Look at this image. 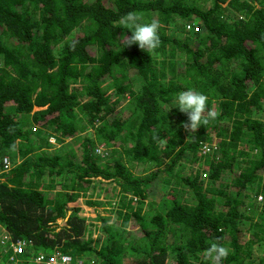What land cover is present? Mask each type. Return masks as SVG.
Masks as SVG:
<instances>
[{
    "label": "trees",
    "instance_id": "obj_1",
    "mask_svg": "<svg viewBox=\"0 0 264 264\" xmlns=\"http://www.w3.org/2000/svg\"><path fill=\"white\" fill-rule=\"evenodd\" d=\"M209 1L0 0V222L26 258L203 264L218 242L223 264H264V0ZM130 11L160 21L154 52L123 46ZM188 88L218 113L196 132L174 102ZM95 180L116 187L109 203L86 196Z\"/></svg>",
    "mask_w": 264,
    "mask_h": 264
},
{
    "label": "clouds",
    "instance_id": "obj_2",
    "mask_svg": "<svg viewBox=\"0 0 264 264\" xmlns=\"http://www.w3.org/2000/svg\"><path fill=\"white\" fill-rule=\"evenodd\" d=\"M120 23L131 32V35H123V46L136 44L147 53L154 52L160 46V21L157 18L153 17L148 21H143L139 13L130 11L120 18ZM207 99L205 94L193 88L177 93L174 101L175 107H178L181 113L186 114L188 122H182V124L190 132H196L198 127L209 124L218 115L217 112L207 107ZM228 255L227 247L218 242H212L203 252V264H223V260Z\"/></svg>",
    "mask_w": 264,
    "mask_h": 264
},
{
    "label": "built area",
    "instance_id": "obj_3",
    "mask_svg": "<svg viewBox=\"0 0 264 264\" xmlns=\"http://www.w3.org/2000/svg\"><path fill=\"white\" fill-rule=\"evenodd\" d=\"M51 141L54 140L53 137L50 138ZM210 147H206V151H209ZM97 152L103 156L106 152L99 148ZM10 164L5 159L2 163L0 173L2 171L8 170ZM258 200H261L259 195ZM0 264H71L72 258L68 253H64L58 250H53L51 252L42 251L30 258H26V250L29 247V243L22 238L13 237L6 226L0 222ZM78 264L81 261L77 262Z\"/></svg>",
    "mask_w": 264,
    "mask_h": 264
},
{
    "label": "rangeland",
    "instance_id": "obj_4",
    "mask_svg": "<svg viewBox=\"0 0 264 264\" xmlns=\"http://www.w3.org/2000/svg\"><path fill=\"white\" fill-rule=\"evenodd\" d=\"M210 4H211V2L209 1V0H196V5H198L199 7H201V8H208L209 6H210ZM187 35V34H186ZM185 35V36H186ZM185 36H182V37H185ZM190 37H191V35L188 37V41L190 40ZM183 56H184V54H183ZM175 58H176V61H177V63H178V65H180V66H182V56H180L179 54H176L175 56H174ZM185 57V56H184ZM131 73L133 72V71H130ZM131 73H129V74H131ZM137 82V81H136ZM135 82V80H131V83H133V86H132V90H136L137 88H138V83H136ZM126 97H127V99H128V94H126L125 95ZM122 102L125 104V102H126V99H123L122 100ZM38 109H40V108H38V107H34V109L33 110H38ZM121 109H123V107L122 106H120V110ZM123 110H125V108L123 109ZM222 122H226V121H222ZM50 142V141H49ZM50 143H53V142H50ZM53 144H55V143H53ZM64 144H70V145H72L74 148L76 147V144H74L73 143V141L71 140V138H69ZM207 145H211V146H216V144L213 142V141H210V142H208V143H206ZM63 146V144H58V146H57V149L58 148H61ZM102 158H104V157H102ZM241 158V157H240ZM129 165V167L131 168V170L133 171V172H135V173H137V172H141V171H143L144 169H142V166L141 165H136V166H133L134 168H132V164H136L135 162L134 163H128ZM184 168L185 169H191V168H193V169H197L198 168V163H195V164H191L190 162H186L185 164H184ZM137 172H136V171ZM161 175H163V174H161ZM164 176V175H163ZM228 177H230V174H228ZM98 178V177H97ZM160 182V185H158V186H160V188H166V187H169V185H171L172 184V181H171V179H170V181H169V183L168 184H166V183H163L161 180L159 181ZM159 182L157 183V184H159ZM222 185V186H227V184H228V182H227V178H226V173L224 172V173H222L221 175H220V177L217 179V181H216V183H215V185ZM112 187H113V185H112V182H107V183H104V185H103V191H104V193L106 194L105 196H104V198H106V199H111L112 198V196H113V193H115L116 192V187L114 186V189H112ZM92 195H94L93 193H92ZM82 200V199H81ZM108 200H106V201H103L102 203H109V201ZM80 201V200H79ZM102 207H100V213L101 214H104V216L105 217H109L110 218V220H112L113 219V214L112 213H104L103 212V209H104V204H102L101 205ZM81 215L82 216H84L85 218H86V224H87V227H88V225L89 224H92V228H91V232H89V233H87L86 235H85V237H89L91 240H92V244H98L101 240H102V238H103V236L101 235V233H100V231H99V228H98V219H96L95 220V218H94V216H95V214H94V212L90 209V206L88 207V206H84V209H83V211L81 212ZM58 222L61 224L62 223V220L61 219H59L58 220ZM258 244H256L255 245V247L257 246ZM260 249H264V246L262 245V246H260L259 247ZM258 256H260V257H264V251H260L259 252V254H258Z\"/></svg>",
    "mask_w": 264,
    "mask_h": 264
},
{
    "label": "crops",
    "instance_id": "obj_5",
    "mask_svg": "<svg viewBox=\"0 0 264 264\" xmlns=\"http://www.w3.org/2000/svg\"><path fill=\"white\" fill-rule=\"evenodd\" d=\"M92 193L94 195H92ZM105 195L106 194L103 191V185H101L100 183H97L96 180L95 182H93L91 187L86 192V196L89 197V199H97V200H101L102 202L107 200L106 198H104ZM113 195H115V193H113ZM83 200L84 198H80V202H82ZM83 209H84V206H83Z\"/></svg>",
    "mask_w": 264,
    "mask_h": 264
}]
</instances>
